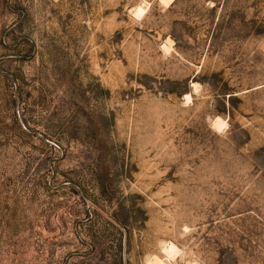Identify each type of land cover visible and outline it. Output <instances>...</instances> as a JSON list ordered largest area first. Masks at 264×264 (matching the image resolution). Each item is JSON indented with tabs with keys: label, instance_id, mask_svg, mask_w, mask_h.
Returning <instances> with one entry per match:
<instances>
[{
	"label": "rangeland",
	"instance_id": "rangeland-1",
	"mask_svg": "<svg viewBox=\"0 0 264 264\" xmlns=\"http://www.w3.org/2000/svg\"><path fill=\"white\" fill-rule=\"evenodd\" d=\"M0 264H264V0H0Z\"/></svg>",
	"mask_w": 264,
	"mask_h": 264
},
{
	"label": "bare ground",
	"instance_id": "bare-ground-1",
	"mask_svg": "<svg viewBox=\"0 0 264 264\" xmlns=\"http://www.w3.org/2000/svg\"><path fill=\"white\" fill-rule=\"evenodd\" d=\"M162 1H165V0H162ZM143 8H144V5H142V6L140 5V6H138L137 11L140 12V11L143 10ZM143 11H144V10H143ZM143 11H142V12H143ZM140 14H141V12H140ZM189 97H190V96H189Z\"/></svg>",
	"mask_w": 264,
	"mask_h": 264
}]
</instances>
